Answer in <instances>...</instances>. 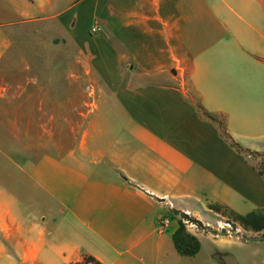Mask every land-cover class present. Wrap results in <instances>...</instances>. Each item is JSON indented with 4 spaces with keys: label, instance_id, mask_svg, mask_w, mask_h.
I'll return each instance as SVG.
<instances>
[{
    "label": "crops",
    "instance_id": "1",
    "mask_svg": "<svg viewBox=\"0 0 264 264\" xmlns=\"http://www.w3.org/2000/svg\"><path fill=\"white\" fill-rule=\"evenodd\" d=\"M40 21L78 73L0 92L3 113L31 104L24 139L21 117L12 140L0 126V264H218L205 247L227 250L229 219L211 206L263 210L264 168L203 114L264 154V0H0V66ZM182 215L203 227L194 257L173 242Z\"/></svg>",
    "mask_w": 264,
    "mask_h": 264
},
{
    "label": "rangeland",
    "instance_id": "2",
    "mask_svg": "<svg viewBox=\"0 0 264 264\" xmlns=\"http://www.w3.org/2000/svg\"><path fill=\"white\" fill-rule=\"evenodd\" d=\"M52 21L37 22L32 24H23L13 29L12 47L7 52L4 63L0 66V92L2 90L12 93L15 89L26 87L27 81L35 79L37 85L32 88L35 90H46L50 88L57 89L61 76L77 74V67H72L76 59V51L70 46L62 43V38H67L62 31L53 26ZM54 81V83H50ZM0 103V107H1ZM29 100H15L7 98L5 102V113L0 111V126L4 125V131H1L7 140H12L14 133L15 119L21 117L22 135L29 134L28 113L26 108L30 107ZM35 105V104H34ZM20 111L22 112L20 116ZM28 136V135H27ZM12 150V148H7ZM13 155V152H7ZM254 159H260L257 166L264 168V154L254 156ZM231 235L222 232L225 240L228 241L227 250L220 253L210 252L211 245H206V254L214 256L218 264H264V233L258 234L241 230L239 225L234 224L231 220ZM233 223V224H232ZM238 230V231H237ZM225 231V230H224ZM240 232V233H238ZM205 243V242H204ZM207 244V243H206Z\"/></svg>",
    "mask_w": 264,
    "mask_h": 264
},
{
    "label": "trees",
    "instance_id": "3",
    "mask_svg": "<svg viewBox=\"0 0 264 264\" xmlns=\"http://www.w3.org/2000/svg\"><path fill=\"white\" fill-rule=\"evenodd\" d=\"M197 109L201 111V108L197 106ZM209 121L216 124L219 128L221 137L233 148L238 154H246L249 156H257L256 154L245 151L241 146H239L235 141L227 134L224 124L217 120V118L213 116H209L207 114H203ZM262 176V173H261ZM211 209L215 212L221 213L224 216L228 217L233 223L238 224L243 230L253 232V233H261L264 232V209L249 213L247 215H238L228 208H220L219 206H211ZM182 218L189 219L192 222L197 223V225L203 229L201 224L192 219L188 218L186 215H182ZM173 242L177 251L186 257H194L200 251L201 245L198 239L190 235L186 232L184 225L182 222H179V228L173 235ZM73 264H101L94 258L90 256H84L83 260L78 263Z\"/></svg>",
    "mask_w": 264,
    "mask_h": 264
},
{
    "label": "built area",
    "instance_id": "4",
    "mask_svg": "<svg viewBox=\"0 0 264 264\" xmlns=\"http://www.w3.org/2000/svg\"><path fill=\"white\" fill-rule=\"evenodd\" d=\"M92 33L97 32V27L92 28ZM187 216V215H186ZM188 217V216H187ZM189 218V217H188ZM230 220H224L219 226L220 233L226 232V234L229 236L231 235L232 227ZM182 224L185 227V230L190 235H196L200 232L201 228L197 225V223L190 221L189 219L182 218L181 219ZM233 224V223H232ZM171 226V220L168 217H164L157 223V231L161 234L166 233ZM225 230V231H224ZM238 231V230H237ZM240 233V232H238Z\"/></svg>",
    "mask_w": 264,
    "mask_h": 264
}]
</instances>
